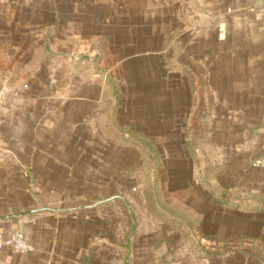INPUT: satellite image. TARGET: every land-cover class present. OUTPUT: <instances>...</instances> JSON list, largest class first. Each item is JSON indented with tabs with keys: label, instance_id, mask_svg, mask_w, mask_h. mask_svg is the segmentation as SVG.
<instances>
[{
	"label": "rangeland",
	"instance_id": "374dc122",
	"mask_svg": "<svg viewBox=\"0 0 264 264\" xmlns=\"http://www.w3.org/2000/svg\"><path fill=\"white\" fill-rule=\"evenodd\" d=\"M202 19L191 0H0V88L39 69L72 91L73 121L119 167L151 264H264V212L239 193L232 202L250 206H221L217 161L200 185L201 149L176 142L195 130L177 122L216 66L192 59Z\"/></svg>",
	"mask_w": 264,
	"mask_h": 264
},
{
	"label": "crops",
	"instance_id": "0c3cea01",
	"mask_svg": "<svg viewBox=\"0 0 264 264\" xmlns=\"http://www.w3.org/2000/svg\"><path fill=\"white\" fill-rule=\"evenodd\" d=\"M191 9L206 20L191 27L192 59L216 66L205 89L193 92L191 115L177 122L195 130L176 142L201 149L207 182L200 185L215 179L217 161L221 206H250L232 202L239 193L263 213L264 0H191ZM25 78L5 83L0 109V234L22 230L30 249L6 247L0 264H151L152 245L138 244L119 167L73 121L82 106L66 103L72 91L55 88L39 69Z\"/></svg>",
	"mask_w": 264,
	"mask_h": 264
},
{
	"label": "built area",
	"instance_id": "2783aa9c",
	"mask_svg": "<svg viewBox=\"0 0 264 264\" xmlns=\"http://www.w3.org/2000/svg\"><path fill=\"white\" fill-rule=\"evenodd\" d=\"M6 90L4 87L0 88V109L4 103ZM11 247L19 253H26L30 249V244L25 233L22 230L14 232L8 237H3L0 234V250Z\"/></svg>",
	"mask_w": 264,
	"mask_h": 264
},
{
	"label": "trees",
	"instance_id": "16d2710c",
	"mask_svg": "<svg viewBox=\"0 0 264 264\" xmlns=\"http://www.w3.org/2000/svg\"><path fill=\"white\" fill-rule=\"evenodd\" d=\"M116 93V92H115ZM222 202V201H221ZM214 237H215V235H214ZM239 251H237V254L239 255V257H242L241 255L242 254H248V251L247 250H243V249H241V248H239L238 249Z\"/></svg>",
	"mask_w": 264,
	"mask_h": 264
}]
</instances>
